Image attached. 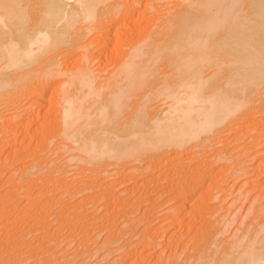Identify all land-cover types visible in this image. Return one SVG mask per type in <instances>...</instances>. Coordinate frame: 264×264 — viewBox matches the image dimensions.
Segmentation results:
<instances>
[{
    "label": "bare ground",
    "instance_id": "obj_1",
    "mask_svg": "<svg viewBox=\"0 0 264 264\" xmlns=\"http://www.w3.org/2000/svg\"><path fill=\"white\" fill-rule=\"evenodd\" d=\"M166 1L168 0H152V4L153 2L166 3ZM177 1L174 3L176 6L171 8L173 10L167 14L169 18L166 19V13L162 10L164 18L162 19V14L158 18L155 16L156 21H153L155 23L149 28L150 31H145V34L141 31L143 36L135 37L139 28L134 27L125 32V30L122 31L120 24L116 26L114 23H117L121 17L140 16L142 12L145 13L148 9L147 4L143 7L144 11L137 9L141 0H0V99L11 95L13 99L23 96L20 101L24 100L22 110H19V103L18 107L16 105L9 107L11 110L7 112L8 118L4 117V113L0 111V150L2 148L5 150L20 141L15 130L20 131L21 126L25 129L23 139H28L29 129L27 128H30L29 126L40 116L42 117L43 114L40 115L39 108L45 104L47 109L43 116H52L50 118L53 121L49 119L50 124L48 121L37 126L36 132L32 134L36 138L41 135V138L38 137L41 144L40 147L38 146V152H45L55 138L61 137L67 143L66 146L63 144V150L68 153L73 151L78 153L76 156H70V159H78L81 163L91 166L96 165V169H102L101 167L108 165H125L131 161L130 167L110 173L117 174L114 180L102 177L101 174L106 175L105 172L109 174L104 169L102 173L100 172L101 174H98L99 169L95 171L94 177L88 175L78 180L75 177L80 176V173L74 178L70 176L71 179L66 177L59 180L57 178L64 173L61 172V175L55 178L54 174L51 175L55 168L47 169L50 166L47 167L43 160H41L43 166L39 164L41 166L39 170H44L42 173L46 171L47 175L53 177L51 180L48 178L49 184L45 181L40 182L45 183L42 188H35L38 186L34 181L26 179L29 182L28 188L23 187L22 183H19L20 185L13 183L9 188L3 189V186L9 183L8 181L1 183L0 176V252L9 250V247L17 243L15 240L13 244L12 235H17L19 237L17 239H20L23 235L35 230L37 233L41 231L42 236L46 238H54L55 234L62 229L64 222L72 224L75 219L81 220L86 227L85 222L88 223L90 215H96L91 213L88 216L90 206L101 199H104V202L101 200L103 204L100 203L102 205L100 209H104L100 214L101 218H105L106 224L109 223L108 226L113 228L109 242L105 241L119 242L124 235H127V232L116 227L115 223L120 219L118 215L125 216L124 226L130 221H136L139 225L145 216L151 217L155 207L153 202L156 204V199L160 198L152 197L149 190L151 185L152 188L160 187L162 194L160 193L159 196L167 192L170 195L167 200L172 202L170 212L166 210L168 214L166 212L162 221L168 219L171 228L187 218L183 219V217H189L188 214H182L186 206L193 207L198 204V210L196 208L198 214L207 211L208 201L211 200V197H208L209 191L215 188L214 185L217 188V185L221 184L225 167L223 165L221 168L218 166V169H214L213 164L206 162L208 160L204 156L209 154V152L206 153V146L214 143L212 148L216 147L220 133L236 129L235 125L239 127L237 124L243 115H253L254 110L259 111L256 110L258 106L256 102H262L264 99V0ZM154 5L155 13L161 11L159 6ZM111 27H115L114 33ZM120 30L122 32H119ZM87 36H90V41L85 44ZM90 45L98 50L96 55L91 56L93 63L102 62L104 59L106 61L112 57L115 60L113 71L106 80L102 77L105 72L100 74L96 72L98 76L96 75L97 78H95L96 70L92 68L93 71H91L89 66L92 63L87 64V61L86 64H81L83 67L80 65L82 69L79 71L71 72L70 70L71 74L66 73L68 70L63 72L60 69L61 56L66 49H81L86 56L85 53L90 50ZM58 74H66L68 80L57 98V95L54 96L51 91L53 88L50 89V82ZM98 81L101 82L98 83ZM46 94L48 97L45 96ZM44 96L46 99L43 98ZM16 118L24 119L27 123L21 124L23 122L20 121L21 123L15 126ZM248 118V124H244L246 126L253 123L255 119L253 117L251 119L250 116ZM13 130L15 133L12 132ZM7 131L11 132L7 133ZM19 133H22V130ZM261 137L263 139V134L254 138L258 140ZM225 149H223L224 155ZM216 154L223 155L220 151L218 152V149ZM36 161L35 164L40 162V160ZM237 163L239 162L236 161L235 164ZM35 164L32 165L35 166ZM120 169L123 168L120 167ZM27 171L32 174L34 170L27 169ZM214 173H217L220 178L223 177L214 179V176H217V174L213 176ZM114 175L112 176L115 177ZM162 181H166L167 184H163ZM120 187L122 189L117 192V188ZM29 188L38 189L35 209H31L33 208L31 198L19 201L14 196V191L22 189L28 190H26L28 196ZM222 191L224 193V190L219 192L222 194ZM81 193L86 194L70 206L67 199L75 198ZM122 195L125 196L122 197ZM118 208L121 211L117 213ZM136 212H140L137 218L134 217ZM194 216L199 217L196 212ZM50 217L52 220L55 218L57 227L55 226L52 236L47 237L44 231L50 226ZM114 217L116 220L109 222V219ZM95 218L90 225L97 224ZM155 219L152 223L156 221ZM149 224L144 225L145 227L140 231L141 237L139 236L140 239L137 241L128 234L130 235L128 240L131 242L122 255L117 257L115 264H143L148 256L151 258L150 250L156 245V241L150 236L151 234H148ZM79 227L78 229L81 228ZM203 229L195 228L193 233L196 238L207 237L205 234L207 231L201 232ZM134 230L135 227L133 230L131 228V232ZM210 234L207 235L210 236ZM35 235L36 233L34 237ZM147 238H150V241L146 240ZM17 241L22 243L21 240ZM52 242L53 240L50 239L44 247L40 246L43 248V254L30 249L31 253L26 254L27 260L34 259L32 264L53 262L55 252ZM254 242L250 245L247 241L245 245L242 243L244 246H240L239 241L240 245H235L236 247L229 253L226 251L222 257L224 259L218 264H264V234H261ZM103 243L101 245H104ZM28 244L25 246H29ZM42 244L44 241L39 243V245ZM126 245L123 244V247ZM202 245L205 247L204 243H201ZM18 246L20 245L18 244L15 248ZM120 246L119 250H122ZM84 247L85 245L82 248ZM198 247L195 249L199 252L203 247L199 248L200 250ZM60 249L56 250L60 251ZM17 250L15 249L16 252ZM19 252L23 253L22 249ZM48 253L51 254L48 255ZM5 254L7 256L8 253ZM196 254V256L200 255V253ZM14 256L17 257L10 254L6 260H13ZM58 258L61 259L59 255ZM17 259L20 260L21 257ZM194 259L197 262L198 257ZM195 260L192 262L196 264ZM158 264H165V262Z\"/></svg>",
    "mask_w": 264,
    "mask_h": 264
},
{
    "label": "rangeland",
    "instance_id": "obj_2",
    "mask_svg": "<svg viewBox=\"0 0 264 264\" xmlns=\"http://www.w3.org/2000/svg\"><path fill=\"white\" fill-rule=\"evenodd\" d=\"M177 2H178L177 0H168V1H166V3L163 2V3L159 4L157 2H155V3L153 2V4H152V0H151V2H148V0H141V3L138 5L139 7H137V9L139 11H144L143 7L146 4H147L146 6L148 7V9H147V11H145V13L142 12V14H141L142 16L141 15L140 16L139 15L138 16L130 15L128 17L125 16V18L121 17L120 19L117 20V23H114V24H116V26L118 24H120V27H121L122 31L125 30V32L128 29H131V28L133 29L134 27H136L137 29L139 28V31H136L135 37L136 36L142 37L143 36L142 32H144L143 34H145V31L148 32L147 30H149L150 27H153V25L155 23L153 21L154 20L156 21V17L157 18L160 17L161 16L160 14H162V19H163L164 18V13H166L165 17L167 19V17H168L167 14H169V12L173 10L171 8H173V6H176V4H174V3H177ZM193 3H194V1H193ZM154 4L156 6H159L161 11L163 10L164 13H163V11H162V13H159L161 11H159L158 13H155L156 11H154V7H153ZM160 5L163 8H161ZM164 9L166 11L169 10V11H167L168 13ZM153 17H154V19H153ZM126 19H127V21H126ZM107 28H110V27H107ZM113 29L115 31V27H111L112 31H113ZM114 31L112 33H114ZM122 31L120 30L119 32H122ZM138 32L140 33L139 35L137 34ZM87 37L88 38L86 39V41H84L85 44L90 41V36H87ZM136 39H139V38H136ZM89 47H90L89 48L90 50H87L88 53H85L86 56L84 55V51H82L81 49H78V50H76V48H74V50H73V48L66 49L68 51L65 50L64 51L65 53L62 54V56H61L62 58H61V62H60L61 64L59 63V65H61V68H60V66H59V68L63 72L65 70L66 71L68 70L69 72L67 71L66 73L67 74H69V73L71 74L72 70H73V72L77 71V70L79 71L83 67L81 64L84 65V64H86L88 62L87 64H91L92 63L91 64L92 66L91 65L89 66L90 70L92 68H93V70L94 69L96 70L95 71V75H94L95 78H97V76H98L97 74H100L101 72H105L102 75L103 80L108 79L109 78L108 75H110V72L112 73V71H113V65L115 64L114 63L115 60H113V57H112L111 59L106 60L108 62H106L105 59H104V60H102V62L99 61V62L93 63L94 60H93V58L91 56L93 54L96 55L98 53V50L93 49L94 47H92V45H90ZM70 49L73 50V51L71 52ZM120 56H122V55L120 54ZM85 57H86L87 60L84 59ZM89 58H92V59L90 60ZM118 58H120V57H118ZM112 60H113V62H112ZM60 69H59V71H60ZM70 70H71V72H70ZM93 70H91V71H93ZM96 72H97V74H96ZM62 75L61 74L60 75L58 74V76L56 75L57 77H55L54 79L52 78L51 82H50V86H51L50 89L53 88L51 91H52L54 96L57 95L56 96L57 98H58L59 94L61 95V92H62L61 90L65 87V83L68 80V77L66 76V74H62ZM101 80H102V78H101ZM52 82H53V84H52ZM100 82L98 81V83H100ZM45 96L48 97V94H46ZM45 96L43 98L46 99ZM22 97L23 96H20V97H18L16 99H13L12 96L10 95V97L8 96V97H4L3 99H0V111H2V113H4L3 114V115H5L4 117L8 118L7 112H9V110H11V109H9V107L12 108L14 105H16V107H18L20 105L21 108L19 107V110H22V108H23L22 107V105H23L22 103L24 102V100L20 101V98L22 99ZM10 99H12V100H10ZM263 100H262V102L259 101L260 103L258 102L260 104V106L256 102V105H258V106H256L257 109L256 108L255 109L259 110V111H255L254 110V112H252L253 115L252 114L251 115H249V114L243 115V117L240 119V122H239V124H241V125L237 124L239 127H237L235 125L236 129L233 128V130H231L232 132L231 131H229V132L228 131H223V133L222 132L220 133V135H222V136L219 135V138H218V144L219 145L217 144L216 147H214V148H212V146L215 145L214 143L209 144V146L207 145L209 148H207V146H206V148H205L206 153L209 152V154H207L209 156H207V155L204 156L206 158V160H208L206 162L209 163V164H213V168L214 169H218L219 167L221 168V167H223V165L225 167L224 171L222 172V175H224V177L220 175L221 178L223 177L222 179H223L224 182L221 180V184L216 183V184H218L217 185V188L219 187L218 189L216 188V185H214L213 186V187H215V188H213L214 190L211 189L212 191L211 190L209 191V194H208L209 196L208 197H211V200L208 201V206H207L208 208H206L207 211H205L206 213L204 211H202L200 214H198V211H197L198 210V206H199L198 204H195V206H193L194 208L192 206H186L182 214L183 215H187L188 214L189 217L185 216V217H183V219H185L187 217L185 220L179 221V224L176 223L175 225H173L174 227L172 226V228L169 227L168 219H166V220L163 219V221H162V218H164L166 216V212H167L166 210L169 211V209L171 208L170 205H172V202L171 201H167L170 198V195L167 192V193H163L162 196H159L160 193L162 192V190H160V187L159 188H156V187L154 188V186H153V188H152V185H151L149 190H151L150 193H152L151 194L152 197H155V198L160 197V198L156 199L157 200L156 204H155V202H153L155 207H154V210L152 212V215H150L151 217H149L150 219L147 218L149 216V215H147L139 223V225H138V223L136 221H130V223L128 225L124 226L125 225V223H124L125 222V216L118 215V217H120V219H121V217H123V218L120 220L117 217L118 220L116 221L115 225H116V227L118 229H120V228L124 229V231L127 232V235H124L123 238L119 241L120 244H119V242H112V240L110 241V243H107L105 240H107L109 242V240H110L109 238H111L110 234L112 233L111 229H113V228H110L111 226L110 227L108 226L109 223L106 224L107 220L105 218L102 217L103 219H105L104 221L101 218L100 214L103 213V211H104L103 208L100 209V207H102L101 204H103V202H104L103 201L104 199H101L103 202L101 200H98L99 202L96 201L98 203L96 205H94L95 207L93 206V204H95L96 202H94L91 206L89 205L90 208L88 206V208L91 210V211L90 210L88 211V213L90 212L88 214V216L91 213H94L96 215H93V214H92L93 216L90 215L91 217L88 218V221H87L88 223L85 222V224L87 225L86 227L82 224L83 222L81 220H76L75 219L73 221V223H72L73 225L69 224V223L66 224V222H64V224H62V229L60 230V232L58 231L55 234V237L52 238V237H49V236H52L51 234H53V232H54L53 230H54L55 226L57 227V222L54 220L55 218L52 220V218L54 216H51L52 218L51 217L49 218V225L51 227L49 225L48 226L51 229L48 228V230L44 231V234H46L47 237H49L51 239V241L53 240L52 245H53V250L55 252V256H56V251H58L60 248L61 249H60V251H58L60 254L57 252L58 253L57 257L54 256L55 260L54 261L52 260L53 262L49 261V262H45V264H115V260H117V257H119V255H122V253L126 250L127 246H129V243L131 242V240H128V238H130L129 236L131 235V237L135 241L139 240L140 237H141L140 231L142 230L143 227H145L149 223H150L149 224L150 226L148 227V232H149L148 234L149 235L151 234L150 236L153 237V239L155 238L156 245L154 246L155 248L153 246L151 247L152 248V250H150L151 251L150 252V257L151 258H149V256H148L147 261H145L143 264H155V263L158 264L159 262L160 263L165 262V264H169V263H172V262H176L178 264H183V263L195 264L194 261L192 262V260H195L194 259L195 257H198L197 262L195 260L196 264H218L219 262H221L224 259L222 257H224V255L226 254V251H227V253L232 251L233 248L236 247L237 244H239V241H240V244H241V245L239 244L240 246H244L245 245L244 243H246L247 241L249 242L250 245H252L251 243H253L254 240L257 241L258 238L260 237V235L264 234V162H263L264 161V140H263L264 139V124H263L264 123V101ZM11 101H13V103ZM7 102H9L8 104H10V105H8ZM18 103H19V105H18ZM262 105H263V107H262ZM5 107H6V109H5ZM38 107H40V106H38ZM2 109L3 110L5 109V110L3 111ZM39 109L41 110L40 111V113H41L40 115H42V114L45 115V111L47 109V106H45V104H44L43 107L41 106ZM43 115H42V117L40 116V118L35 123H33L34 125L31 124L29 126L30 128H27V130L28 129L30 130V131L28 130V133H29L28 134L29 137L27 135L28 139L27 138L23 139L24 138L23 135H25V132H24L25 129H24L23 126H21V128L19 127L20 131H19V129L15 130V131H17L16 134L19 135L18 137H19L20 141L17 144H15V145L9 146L8 148L10 150L8 148H6L5 150H3V148H2L3 151L0 150V176H1V183H6L7 181L9 183V184L6 183V185H4L5 187L3 186V189L9 188L13 183L14 184L16 183L17 185H20L22 183L21 185H23V187H26L28 185V183H29L27 181L28 179L29 180H33L34 183L36 184V186H38V187H35V188H40V187L42 188V186H45V183L49 184L48 178L51 180V178L53 176L55 178L59 177V175H61L60 174L61 172H62V174L63 173L64 174L62 176H60L59 178H57L59 180L61 178L65 179L66 177H67L66 179H68V178L71 179V177L74 178V176L79 175L80 173H81L80 176L75 177L78 180H79V178L83 179L84 177H86L88 175L90 177H94V175H96L95 171H97L99 169V168L96 169V167H95L96 165L95 166H91V165H88L87 163H83V162L81 163L80 161H78V159L77 160L70 159V156L71 157H72V155L76 156L78 153L77 152L74 153V151L68 153L65 150H63V144H64V146H66L67 143H66L65 140H62L61 137H58L57 139L55 138L53 143L51 145H48V147L46 148L45 152H41V151L38 152V150H37L38 146L40 147V145H41L39 143L40 141H38V139L41 138V135L38 136L40 138H38V137L36 138L32 134L34 132H36V129L41 124L43 125V123L44 124L48 123V121H49L48 124H50V122H51L50 120H52V118H50L52 116H47V117L45 116L44 117ZM247 115L250 116V118L251 117H253V119L255 118L253 123L250 124L251 126L250 125L246 126L248 124V121H249L248 120L249 118H248ZM16 119H15L16 120L15 126L16 125L18 126V123L19 124L21 123L20 121L23 122L21 124H24V122H26L24 119H23L24 121L23 120H19V118H16ZM262 120H263V122H262ZM258 121H260V122L258 123ZM244 124H246V125H244ZM240 126H241V128H240ZM249 127H250V129H249ZM13 128H15V127H13ZM16 128H18V127H16ZM247 129H249V130L247 131ZM257 129H260V130H257ZM21 130H22V133H19V132H21ZM15 131L13 130L12 132L15 133ZM8 132H11V131H7V133ZM258 132H260V133H258ZM260 134L261 135L263 134V139H262V137L259 138L258 140L254 138L255 136L260 135ZM38 135H39V133H38ZM241 136H242V138H241ZM30 137H32V138H30ZM257 143H259V144H257ZM35 146L37 148H35ZM238 146H239V148H238ZM226 147L227 148L229 147V148L225 149ZM0 148H1V146H0ZM61 148H62V150H61ZM15 149H16V151H15ZM217 149H218V152L220 151V154H223L222 156L219 155V154H216L217 153ZM223 149L226 150L225 151V155L223 153ZM238 150H240L241 152L238 151ZM242 151H243V153H242ZM16 152H17V154H16ZM230 152H232V153H230ZM240 154L241 155L243 154V155L240 156ZM238 156L240 158H238ZM243 156H244V158H243ZM41 157H42V159H41ZM241 158H242V160H240ZM36 160H40V162L37 163V164L38 165L40 164L41 166H43V163H41V160H43L44 163L46 162L47 167H48V165L50 166L47 169L51 168L50 170H53L55 168L56 170L54 169L53 173L51 174V175H53V174L54 175L53 176L47 175L46 171L42 173V171H44V170H42V171L39 170L40 169L39 167H41V166L40 165L38 166L37 164H35V162H37ZM236 161L239 162L240 164L239 163L235 164ZM32 164H35V166L32 165ZM31 165L34 168H32ZM130 165H131V161L128 162L127 164H125V165L124 164H118V165H115V166L113 165L114 167L112 165L111 166L108 165L106 167L103 166V167H101L102 169L98 170V174H101L103 169L105 171L107 170L109 172V174L107 172H105L106 175L103 173V174H101V175H103L102 177L104 179L107 177V178H111L112 180H114L116 178L115 175H117V174H115V175H114V173L110 174L111 172H113V171L117 172V170L122 171V170L130 167ZM92 167H94V168H92ZM120 167L123 168V169H120ZM57 168H59V170H57ZM27 169L28 170L30 169L32 171L34 170L33 171L34 174H33V172L31 174L29 171H27ZM36 170H38V171L36 172ZM85 170H87V171H85ZM79 171H81V172H79ZM82 171L84 172L83 174H82ZM24 172L26 174H23ZM38 172H39V174H36ZM85 172H87L89 174H87ZM231 172H233V173H231ZM92 173H94V174H92ZM216 174L217 173H214L213 176L216 175ZM82 175H84V176L82 177ZM112 175H114L115 177H113ZM49 176H51V177H49ZM108 176H110V177H108ZM217 177L220 178L219 175L217 174L216 177L214 176V179H218ZM44 178H46V179H44ZM21 179L23 180L22 182H21ZM24 180H26V182ZM44 181H45V183H43L44 185L42 183H40V182H44ZM219 181L220 180H218V182ZM162 183L165 184V185L167 184L166 181H162ZM162 183L160 185H162ZM28 187L29 186H27L26 188H28ZM161 187H163V185ZM29 189L31 191L29 190L28 196L26 195L27 191H28L27 189H26L27 191L25 189L14 191V196L19 201H24V199L26 200L27 198L28 199L31 198L32 199L31 206H33V208L31 207V209H35V207H36V201H35V199H36V190H38V189H36V190L31 189V188H29ZM120 189H122V188L121 187L119 189L117 188V192H119ZM218 190L219 191L224 190V193L222 191V194H221ZM29 194H31V195H29ZM84 194H86V193L78 194L75 198L69 197L67 199V202H69V204L71 206V205L74 204V202H76L77 199L82 197ZM124 196L125 195H122V197H124ZM20 198H22V200ZM0 201H1V197H0ZM34 201H35V203H34ZM196 205H197V207H196ZM92 206H93V209H94L93 211L91 209ZM97 207H98V209H97ZM190 207L192 209H190ZM196 208H197V210H196ZM99 210H101V211H99ZM108 210L112 211L113 209H108ZM117 210H118L117 213L119 211H121L119 208ZM95 211H99V212L95 213ZM137 212H136V215L134 214L135 218L140 216L139 215L140 212L139 213H137ZM195 212H196L197 215H199V217L198 216H194ZM114 213H116V212H114ZM154 214L155 215L157 214L158 216L157 215L154 216ZM163 214H165V215L163 216ZM167 214H168V212H167ZM161 216H163V217H161ZM190 216L193 217V218H191ZM94 217H96L95 218V221H96L95 223H97L98 225L95 224V226H92L90 224H91V221H94ZM97 218H98V220H96ZM154 219L156 221L152 223V221ZM112 220L115 221L116 218L114 217V219H109V222H114ZM186 220H188V221H186ZM204 220H206V221H204ZM182 221H183V223H182ZM55 222H56V224H55ZM146 222H147V224H146ZM104 223H105V225H104ZM65 224H66V226H65ZM63 225H64V227H63ZM151 225H154V226L152 227ZM77 226L80 229H78ZM133 226L135 227V230L131 232V228H132V230L134 228ZM93 227H95V228H93ZM97 227H98V229H97ZM158 227H160V228H158ZM156 228H158V229H156ZM169 228H171V229H169ZM195 228L196 229L204 228L203 230H201V232L204 233V232L207 231L205 234H206V236L208 238L202 236V237H197V238H199V239H197L195 237L194 233H193L195 231ZM69 229H72V230L69 231ZM95 229H96V231H95ZM158 230H161V231L159 232ZM178 231L180 232L181 235L179 234ZM221 231H223V232H221ZM82 232H84V234ZM183 232H184V234H183ZM33 233L34 234L36 233V235H35L36 237H34ZM164 233H166V235H164ZM128 234H130V235H128ZM207 234H210V236H208ZM25 235H26V237H24ZM25 235H23L21 238L23 239V237H24L26 242H28L30 244L26 243L24 239L23 240L21 238L17 239V238H19V237H17V235H14L16 238L12 235L11 240L13 239L12 240L13 244L15 243L14 241L16 240L17 243H15V244H17V245L19 244L20 246L21 245L23 246L26 243L29 246L26 247L25 246L26 244H25L23 246V248H22V246L21 247L18 246L17 248H15V246H17V245L14 244L15 246L12 245V247H9L10 249L13 248L10 252H9L10 249L7 250V251H4V252L3 251L0 252V255H3V257L2 256L0 257V264H32V261H34V259L33 260L32 259L31 260L28 259L27 260V257H28L26 255L27 253L29 255L31 253V250H33V252H39L40 254H43V251H42L43 248L42 247L40 248V246L44 247L45 243L49 242L50 239L46 238L45 236H42L41 231H38V233H37V232H35V230H34V232H30V233H27ZM39 236H41V238L43 240ZM167 236H169V238ZM178 236H181V237H178ZM37 237H39V238L37 239ZM170 238H173V239H170ZM206 238L209 239V240H207ZM17 240H21L23 244L21 242L17 241ZM146 240L150 241V238H147ZM171 240H172V242H171ZM43 241H44V244L39 245V243L43 242ZM85 241L87 242V244H86ZM104 241H105V244L103 243ZM178 241H180V242H178ZM102 243L104 245H101ZM201 243L202 244L204 243L205 247L203 245L201 246ZM37 244H38V247H37ZM83 244L85 245V247H87V249L85 247L82 248L84 246ZM123 244L124 245L127 244V245L123 247ZM160 244H162V245H160ZM249 244H246V245H249ZM254 244H255V242H254ZM168 245H170V246H168ZM262 245H260L261 249H262ZM88 246H89L90 249L88 248ZM119 246L122 247L121 249L123 251L119 250ZM172 247H174V249ZM197 247H198V250H200L202 247L203 248L198 252L196 250ZM55 248L58 249V250H56ZM193 248H194V250H193ZM15 249H18L17 252L15 251ZM19 249L20 250L22 249L23 253L19 252L20 251ZM13 251H15V252H13ZM152 251H154V252H152ZM204 251H206V252H204ZM2 253H4V254H2ZM5 253H8L7 256H6ZM20 253H21V255H19ZM196 253H200V255L196 256L197 255ZM10 254L16 255L18 258L21 257V259L19 260V259H17V257L14 256L15 258L14 259L12 258V259L15 260V261L10 260V259L6 260L8 258V255H10ZM49 254H51V253H48V255ZM58 255H59V257L61 259L58 258ZM192 255H193V257H192ZM43 256H45V254ZM24 258H25V260H27V262L24 260ZM63 258H65V259H63ZM158 258H160V260L162 262L160 260L158 261ZM56 259L59 260V261H57ZM2 260H6V261L3 262ZM17 260H19V262ZM11 262H13V263H11ZM41 264H44V263H41Z\"/></svg>",
    "mask_w": 264,
    "mask_h": 264
}]
</instances>
